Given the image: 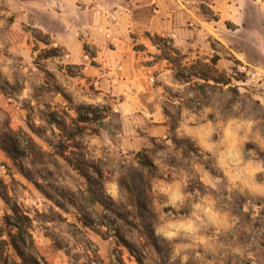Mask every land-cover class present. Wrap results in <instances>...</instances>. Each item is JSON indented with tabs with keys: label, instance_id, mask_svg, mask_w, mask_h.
I'll list each match as a JSON object with an SVG mask.
<instances>
[{
	"label": "rangeland",
	"instance_id": "1",
	"mask_svg": "<svg viewBox=\"0 0 264 264\" xmlns=\"http://www.w3.org/2000/svg\"><path fill=\"white\" fill-rule=\"evenodd\" d=\"M35 2L0 0V264H264V0L141 2L162 33L110 38L103 0L66 32Z\"/></svg>",
	"mask_w": 264,
	"mask_h": 264
},
{
	"label": "crops",
	"instance_id": "2",
	"mask_svg": "<svg viewBox=\"0 0 264 264\" xmlns=\"http://www.w3.org/2000/svg\"><path fill=\"white\" fill-rule=\"evenodd\" d=\"M74 1H77V0H47V2L49 3L50 11L47 10L46 7H44V9H46V12L49 13L50 17H52L53 19H58V21H61L60 27L59 28L57 27L55 29L56 32L57 31L66 32L67 30H69L70 26L73 25V23H71V21L69 19L64 18L63 14L60 13L59 10H62V11L65 9L71 10L72 6H77ZM81 1L87 2L89 0H81ZM103 1L105 2L104 4L106 5V7L110 8V9H113L112 7H115V8L117 7L116 10H112L113 11L112 14L116 17L117 22H116V24L111 25L110 22H108L104 19H101L99 17L100 16L99 12H97L95 19H93V22H94V20H96V22H94L95 25L103 26V27L109 26V27H111V29H114L115 32L117 30H120L124 34H128L129 32H133L134 30H146V31L150 32L152 35L153 34L158 35V34L162 33V31H163L162 28L160 27V29H158L157 25H156L157 18H158L157 13H160L161 9L156 10L155 11L156 14H152L150 16V18H148V19L145 18L144 20L143 19H137L136 20L135 16H134V14L138 11L137 9H143L141 2L150 1L151 3H157L158 4V1H160V0H103ZM29 2H31L32 7L34 9H36V8L38 9L41 6V3L38 4L35 2V0H29ZM26 5H28V4H25L24 2L18 4L17 9L24 11V13H19V16L29 17V15H34L35 17L34 16H30V17H33L35 19L36 18L42 19L44 17H48L42 13H39V12H41L40 10L39 11L38 10L30 11ZM158 6H159V4H158ZM51 10H54L56 12V16H54L51 13ZM37 13H39V14H37ZM92 17H94V15L91 16V18ZM48 19L49 20H45V22L51 21V23L53 25L51 18L48 17ZM57 23H59V22H57ZM52 25H50V26H52ZM33 27H35V26H33ZM36 27H38L37 29H41V31H48V29L44 28L42 25L41 26L36 25ZM12 29L16 30V29H20V28L16 27V29H15V25H14V26H12ZM66 36H58L55 38V40H57L61 45L65 46V47L66 46L69 47L68 41L66 40ZM113 42H114L116 48L111 53H117L119 50L123 49L124 47L126 48V46H127L126 42H123L122 40H119V39H114ZM127 51H128V49H127ZM135 59H136V61H135L136 62V70L139 73V72H141L140 70H138V66H139L138 64L141 61L140 56H137ZM119 61H120L119 63L121 65V69H123V71L125 73L124 75L127 76L128 72L130 71V68L131 69L133 68L131 63L134 61V57L131 58L130 55L125 53L123 56L121 55V58ZM130 61H131V63H130ZM130 64H131V67H130ZM101 71H102V73L106 72L104 68H101ZM168 72L169 71H167V70H164L162 72L160 71V78L162 79V78L168 77L167 76ZM89 73L92 75L97 74L95 72H90V70H88V74Z\"/></svg>",
	"mask_w": 264,
	"mask_h": 264
},
{
	"label": "built area",
	"instance_id": "3",
	"mask_svg": "<svg viewBox=\"0 0 264 264\" xmlns=\"http://www.w3.org/2000/svg\"><path fill=\"white\" fill-rule=\"evenodd\" d=\"M110 19H111V22H115L116 21V18L114 16H111ZM101 31H103V33H104L106 38H110V30H109V28L105 27V28L101 29Z\"/></svg>",
	"mask_w": 264,
	"mask_h": 264
},
{
	"label": "trees",
	"instance_id": "4",
	"mask_svg": "<svg viewBox=\"0 0 264 264\" xmlns=\"http://www.w3.org/2000/svg\"><path fill=\"white\" fill-rule=\"evenodd\" d=\"M121 184H122V186L125 188V190H126L128 193H131V192H132V190H131L129 184L126 182L125 179L122 178V180H121ZM1 235H2V234H0V237H1ZM4 262L6 263V259L4 260Z\"/></svg>",
	"mask_w": 264,
	"mask_h": 264
}]
</instances>
